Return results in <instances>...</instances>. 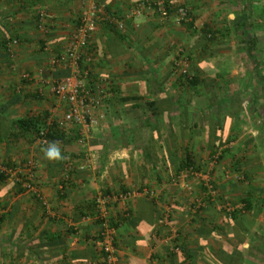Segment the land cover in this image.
I'll return each mask as SVG.
<instances>
[{
    "label": "crops",
    "instance_id": "0c3cea01",
    "mask_svg": "<svg viewBox=\"0 0 264 264\" xmlns=\"http://www.w3.org/2000/svg\"><path fill=\"white\" fill-rule=\"evenodd\" d=\"M137 1L97 0L124 28L103 17L89 39L88 79L110 95L100 123L80 128L61 126L64 102L40 80L23 78L67 44L79 1L0 0V162L23 173L32 160L41 197L0 172V264H99L94 199L125 190L152 194L107 203L120 264H230L232 254L237 264H264V0H186L192 20L180 24L147 9L125 18ZM41 10L45 31L36 24ZM12 39L18 42L8 50ZM178 44L197 80L190 88L173 67ZM19 118L55 123L61 135L42 144L34 131L19 129ZM53 148L58 158L46 155ZM186 155L210 173L223 198L237 199L239 208L249 199L237 220L213 205L201 221L192 219L190 201L180 196L184 183L204 187L197 175L182 178ZM174 175L182 180L169 181ZM170 191L181 200L168 220ZM213 225L221 230L210 233ZM174 228L188 259L180 250L171 255Z\"/></svg>",
    "mask_w": 264,
    "mask_h": 264
},
{
    "label": "built area",
    "instance_id": "2783aa9c",
    "mask_svg": "<svg viewBox=\"0 0 264 264\" xmlns=\"http://www.w3.org/2000/svg\"><path fill=\"white\" fill-rule=\"evenodd\" d=\"M80 3V14L75 23L74 30L67 44L63 46L61 51L51 55L48 59L47 65L39 67L34 72H26L23 74V78L29 80H40L41 83L46 84L49 91L57 96L59 100L64 102L65 110L63 113V122L72 123L77 127H94L100 123L102 119V113L99 108L104 104L110 95V88L101 86L97 83L95 85L88 79L90 74L89 68L85 62L91 61L92 57L89 54L88 42L92 33L96 30L98 22L106 17L109 19L116 28L123 30L124 22L121 18H117L108 14L103 4L97 2V0H78ZM151 10L162 18H172L174 22L187 23L192 20V8L187 4L186 0H140L137 1L131 8H129L124 14L125 18H131L141 14L144 10ZM37 28L41 31L47 29L45 24V11L41 10L37 14L36 20ZM209 36V33H207ZM17 39H12L7 46L8 50L16 45ZM173 67L178 74H182L185 78H192L193 73L190 71L189 56L184 47L178 44L175 47L173 57ZM64 69L67 74L59 77L52 78L48 77L46 73ZM45 129L39 131L38 139L42 144H48L49 141L45 136ZM79 132V131H78ZM85 138L78 136V142L84 144ZM218 152L213 154L212 162H215L218 157ZM81 168H87V165L80 164ZM35 163L30 160L26 162V167L22 173L20 170L7 166L0 162V172L5 177L11 178L18 182L20 186L34 194L36 197H40L37 187L35 186ZM71 168L70 165L66 167L68 170ZM63 172V178H67V172ZM188 175H197L201 179V183L205 188V192L202 197H195L191 201L188 210L190 216H193L199 207L205 204V199L210 200L211 198H217L218 190L212 179L210 173L197 171L196 169H184L182 178ZM182 180L181 176H177ZM61 187V186H60ZM190 190L191 188H187ZM151 195L149 191H118L116 193L102 194L97 193L94 203L96 211V219L99 221V230L95 233L92 238L94 248L98 253L99 264H120V258L118 256V250L116 247V228L110 222L108 217V201H122L130 196L135 195ZM41 198V197H40ZM173 203V202H172ZM172 203H167L165 209V216L168 219L167 211L169 207H172ZM218 209H224L227 212L238 207L237 205L232 206L230 203L216 204ZM128 213L124 210L123 215L126 216ZM179 237L178 230H172L170 236L172 240L171 250L177 252L180 250V246L175 238Z\"/></svg>",
    "mask_w": 264,
    "mask_h": 264
},
{
    "label": "trees",
    "instance_id": "16d2710c",
    "mask_svg": "<svg viewBox=\"0 0 264 264\" xmlns=\"http://www.w3.org/2000/svg\"><path fill=\"white\" fill-rule=\"evenodd\" d=\"M209 32L210 33H209V36L208 37H209L210 40H213L215 38L216 34H215V32L213 30H210ZM178 81H179L180 84H182V83L185 82L189 87H191V86L195 85V83H197V80H196V78H195L194 75L192 76V78L189 79V78H185V76L182 75V74H178ZM250 100L252 102H250L249 105L251 103H254V101L256 100V98L255 97H252ZM147 104L152 105L153 102L152 101L151 102H147ZM253 106H255V105L253 104ZM256 111H258V110H256ZM151 112L154 113V114L156 113L155 110L153 109V107L151 108ZM15 123L19 127V129H30V130L34 131V133H36L37 135L39 134V131L40 130L45 129L46 130L45 131V136L48 139V141H54L57 138V136H60L61 135V133H58L60 130L55 127V125H54L55 123L52 124V125H50V126H48V127H46V126L44 127L39 122H37L36 119L33 120L31 118H19V119L15 120ZM216 150L213 151L212 153L216 152ZM224 151H226V149ZM180 168H183V169L193 168V169H196V170L199 169L198 166H196L194 164V161L188 155H186L185 161L181 163ZM0 175H1V173H0ZM217 190H218V194H217V198L215 199V201H214L213 198H211V196H210V200L205 199V201H204L205 204L206 203H209V204H206L205 206L203 205V206L199 207L198 210H197V212L192 216V219L201 221V219L204 218L203 215H202V213L204 211V208L205 207H208L210 205H213L214 207H216V204L217 203L218 204H225L226 202L230 203L232 206H235L236 205L233 201H230L229 202V201L225 200V198H223L221 196L220 191H219L218 188H217ZM204 192H205V188H204ZM241 203L242 204H241V207L240 208L239 207H236L233 210L228 211V212L226 210H224V209H219V210H221L222 212H224V215L226 217H228V219L230 221H234V220H237L238 219L241 210H245V208H248L249 207V199L248 198L247 199L243 198L241 200ZM215 229L221 230V228H220L219 225L218 226L213 225L212 228L210 229V233H211V231L212 232L215 231ZM201 231L202 230H200L199 232H201ZM175 239L177 240L178 238L176 237ZM178 245L180 246L181 253L184 252V254H183L184 255V258L188 259L191 256V254H188L187 253L188 251L186 250V248H184L183 246L181 247V245L179 243H178ZM177 252H179V251H177ZM177 252L172 251L171 255H173V254L175 255ZM228 259H226L225 262L230 263V264H237L238 261H239L238 260L239 258L236 255H233V254L231 255L230 260H228ZM244 262L246 264H252V262H250L249 260H245L244 259Z\"/></svg>",
    "mask_w": 264,
    "mask_h": 264
},
{
    "label": "rangeland",
    "instance_id": "374dc122",
    "mask_svg": "<svg viewBox=\"0 0 264 264\" xmlns=\"http://www.w3.org/2000/svg\"><path fill=\"white\" fill-rule=\"evenodd\" d=\"M190 71H191V69H190ZM192 72V71H191ZM176 74H177V72H175ZM178 75V74H177ZM182 86L183 87H185V88H190L185 82L184 83H182ZM219 150V149H218ZM221 154V153H220ZM210 158H211V156H210ZM211 161H212V158L210 159ZM199 169H197V171H200V170H203V172L205 171L204 170V168L201 166H199L198 167ZM189 176V175H188ZM172 179V181H177V180H179V178H177V175H174L173 176V178L172 177H170L169 178V181ZM185 179L186 180H189V179H191L190 177H185ZM199 180H201V179H199ZM201 182V181H200ZM184 184H186L185 185V188H183V190H182V193H181V195L180 196H182V200L184 201V202H187V203H185L186 205L189 203V201H190V203H191V201H193V199L195 198V197H202L203 196V193H204V188H194L193 187V184L191 185L190 183H184ZM200 184V183H199ZM199 184H198V187H199ZM202 184V183H201ZM203 186V185H202ZM187 188H191L190 190H188ZM217 188V187H216ZM180 192V191H179ZM179 196V194H174L173 192L171 193V191L170 192H168V193H166L165 194V202H167V203H172L173 205H172V207H169V210L167 211V214H168V220L170 219V217H172V215H174L175 216V214H176V212H177V210H179V204H178V202L181 200V198H179L178 197ZM177 197H178V199H177ZM225 200H227V201H229L230 202V200H232L236 205L238 204V200L237 199H234V198H226ZM190 203L188 204V206L190 205ZM206 204H209V203H206ZM206 204H204V206L206 205ZM210 207V206H209ZM189 208V207H188ZM217 209V208H216ZM221 211V210H220ZM189 214H190V211L188 212ZM174 229H176V228H174ZM173 229V230H174ZM176 230H178V229H176Z\"/></svg>",
    "mask_w": 264,
    "mask_h": 264
},
{
    "label": "clouds",
    "instance_id": "9594fccd",
    "mask_svg": "<svg viewBox=\"0 0 264 264\" xmlns=\"http://www.w3.org/2000/svg\"><path fill=\"white\" fill-rule=\"evenodd\" d=\"M46 155L49 157V158H58L59 157V152L58 150H56L55 148L49 150Z\"/></svg>",
    "mask_w": 264,
    "mask_h": 264
}]
</instances>
